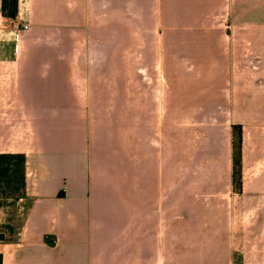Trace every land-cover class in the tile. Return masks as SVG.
I'll list each match as a JSON object with an SVG mask.
<instances>
[{"label": "crops", "instance_id": "1", "mask_svg": "<svg viewBox=\"0 0 264 264\" xmlns=\"http://www.w3.org/2000/svg\"><path fill=\"white\" fill-rule=\"evenodd\" d=\"M1 1L0 153L25 155L26 186L0 198V264H237L228 198L244 193V178L236 190L232 140L214 131L232 118L199 112L256 104L264 67L238 99L236 43L218 24L201 23L207 56L174 49L163 93L151 39L160 43L172 26L160 24L158 0H18L15 17L2 14ZM186 27L176 26L173 44ZM164 98L167 127H186L180 113L197 111L199 126L213 130L189 154L185 135L157 134ZM241 151L243 166L244 141Z\"/></svg>", "mask_w": 264, "mask_h": 264}, {"label": "rangeland", "instance_id": "2", "mask_svg": "<svg viewBox=\"0 0 264 264\" xmlns=\"http://www.w3.org/2000/svg\"><path fill=\"white\" fill-rule=\"evenodd\" d=\"M154 1L157 2V0ZM170 2L171 15L168 11V0H158L161 5L162 22L160 24H164V26L171 25L172 27L169 30L162 28L164 30L157 36L160 43L156 44L154 37H152L153 42L150 47L152 57L155 56L154 58L162 62L163 74L166 77V83L159 86L160 92L161 90H163V93L166 92L171 85V81H173L170 79V64L174 56L172 53L174 49L178 52L182 48L190 59L191 56H207V49L200 39L203 34L198 29L200 26L198 24L203 23L218 24L223 27L224 34H227L236 43L235 57L241 60L242 57L245 58L244 62H239L235 58L236 76L242 74L240 77L242 80L236 81L237 90L239 89L237 91V94H239L238 99L244 97L243 90L252 88L254 78L259 75L258 72L262 70L260 68L264 67V0H170ZM185 24L187 25L186 30H177L180 31L177 35L180 34L184 40L181 41V44H173L174 29L178 25L183 26ZM181 45L182 47H180ZM159 65L161 66L160 63ZM160 71L157 67L156 75L158 78L161 76ZM140 72L145 76V79H149L145 67H142ZM262 73L264 75V71ZM258 84V88L262 91L261 95L254 98L256 104L246 105V109L241 110L243 112L236 110L218 113L199 112L204 117H207V115L211 117V114H218L224 118L230 116L232 119L237 117L234 123H232V119L229 120L227 128L214 130L220 131L217 135L223 141L232 140L231 127L233 125L239 124L241 126L242 141L245 144L246 154L245 163L241 168V183L243 176L245 190L243 194L229 195L228 198L230 200V197H233L235 202L234 224L229 223L228 226L233 227L234 225L238 233L239 243L237 242V245L241 250V254L236 257L237 264H260L264 262V80H260ZM200 85H202V81L198 83L197 88ZM172 87H176L173 82ZM232 90V82H229V85L226 86L228 96L232 93ZM180 92L181 95L183 94L182 96L191 97L195 90L181 89ZM174 94H177V91ZM167 105L168 103L164 98L163 118L160 119V122L156 121L157 134L159 138L178 135L182 140L185 139L183 137L185 135L189 154L198 142L213 130L206 126H199L194 118L197 111L180 113L186 115L188 123L186 127L180 129L173 126L167 127L168 115L170 114ZM162 122L163 124H161ZM214 134L211 139L213 141L218 139L222 144L221 140ZM221 144L217 143L216 145H219L218 148H220ZM235 188L239 190L236 185ZM224 196L226 198L220 199L221 201L228 200V196ZM229 221L231 222V220ZM194 235L193 226L190 227L188 224V247L194 245Z\"/></svg>", "mask_w": 264, "mask_h": 264}, {"label": "trees", "instance_id": "3", "mask_svg": "<svg viewBox=\"0 0 264 264\" xmlns=\"http://www.w3.org/2000/svg\"><path fill=\"white\" fill-rule=\"evenodd\" d=\"M18 0H2V14L15 17ZM233 182L241 187V146L242 134L239 124L232 127ZM26 186V157L23 153H0V198H17L24 194Z\"/></svg>", "mask_w": 264, "mask_h": 264}, {"label": "built area", "instance_id": "4", "mask_svg": "<svg viewBox=\"0 0 264 264\" xmlns=\"http://www.w3.org/2000/svg\"><path fill=\"white\" fill-rule=\"evenodd\" d=\"M28 28L27 24L22 25V29L25 30ZM20 38V30H17L14 32V39H15V48H17V42L19 41Z\"/></svg>", "mask_w": 264, "mask_h": 264}]
</instances>
